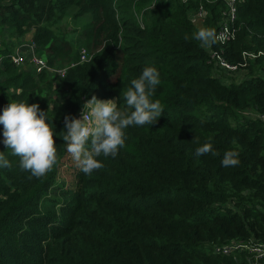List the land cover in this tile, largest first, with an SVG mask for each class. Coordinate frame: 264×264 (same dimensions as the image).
I'll list each match as a JSON object with an SVG mask.
<instances>
[{
	"label": "trees",
	"instance_id": "16d2710c",
	"mask_svg": "<svg viewBox=\"0 0 264 264\" xmlns=\"http://www.w3.org/2000/svg\"><path fill=\"white\" fill-rule=\"evenodd\" d=\"M200 4L195 26L189 15ZM224 9L221 0H0V114L11 102L39 104L57 149L53 169L33 177L3 145L0 125L12 165L0 168V264H248L246 252L213 247L264 244V123L247 115H264V56L238 82L231 76L241 72L208 62L221 49L231 64L242 52L264 53V0H238L235 39L201 46L193 33L217 32ZM68 19L83 23L73 30L81 40L68 38ZM24 43L65 77L14 65ZM81 49L90 56L83 63ZM145 67L160 73L150 99L161 117L124 129L118 154L96 157L102 168L59 182L65 115L77 118L93 95L131 111L123 93ZM58 89L61 101L51 95ZM205 143L216 155H195ZM230 150L240 162L223 167Z\"/></svg>",
	"mask_w": 264,
	"mask_h": 264
},
{
	"label": "clouds",
	"instance_id": "9594fccd",
	"mask_svg": "<svg viewBox=\"0 0 264 264\" xmlns=\"http://www.w3.org/2000/svg\"><path fill=\"white\" fill-rule=\"evenodd\" d=\"M193 38L201 46H212L217 42L214 29L201 27L193 33ZM188 39V36H185ZM160 73L155 67H145L140 76L131 80V87L123 96L127 109L118 107V99L100 100L95 95L82 106L81 118L70 115L64 117L63 141L67 152L77 167L86 175L103 167L96 159L101 154L115 157L125 145L124 129L129 126L154 125L164 109L159 100L152 101L157 85L160 84ZM0 125L3 126L2 143L11 155L19 157V167L41 178L50 172L57 163V149L54 132L47 122V112L39 104L11 102L0 114ZM90 142V148L87 145ZM216 155L210 143H205L195 150L197 157L208 153ZM238 153L226 151L221 165L237 166ZM9 160L0 151V168H11Z\"/></svg>",
	"mask_w": 264,
	"mask_h": 264
},
{
	"label": "built area",
	"instance_id": "2783aa9c",
	"mask_svg": "<svg viewBox=\"0 0 264 264\" xmlns=\"http://www.w3.org/2000/svg\"><path fill=\"white\" fill-rule=\"evenodd\" d=\"M207 3L214 2L216 0H204ZM224 4L225 9L222 12L223 20L219 25L216 32L217 42L221 46H225L230 41H233L236 36L237 29L235 28L236 11L238 0H221ZM198 17L200 20L205 15L203 4H200L198 11ZM259 56H264L263 52H242L241 61L238 64L229 63L223 56V50L220 52H210L209 62L215 67L229 73H236L243 71L249 62H253ZM12 63L16 66H21L26 63V60L30 67L34 70L36 75L41 74L43 71L51 72L57 78H64L67 69L66 68H50L47 65L46 60L39 56L36 51L34 44L24 43L19 45L10 55ZM90 59V56L85 50H82L79 57V62L83 63ZM249 117L258 118L264 123V115L247 113ZM77 118H81L79 115ZM234 252H246L249 256L248 263L257 264V261L264 258V244L249 240L248 242H236L232 241L229 244L217 245L213 247V253L219 255H230ZM252 259L254 261H252Z\"/></svg>",
	"mask_w": 264,
	"mask_h": 264
},
{
	"label": "rangeland",
	"instance_id": "374dc122",
	"mask_svg": "<svg viewBox=\"0 0 264 264\" xmlns=\"http://www.w3.org/2000/svg\"><path fill=\"white\" fill-rule=\"evenodd\" d=\"M189 17L194 22L193 24L195 26L200 25L201 20L198 17L197 10L192 11L190 13ZM78 22H80V21H78ZM66 24H68L67 27L70 26V29L68 30V34L70 36H68V38H71V39L74 38L75 40H81L79 37V32L73 31V30L78 29L80 26H82L83 23L81 25L79 23V24H76L73 26L71 19H68ZM82 50H84V49L80 50L79 57L81 55ZM27 64H28V62L26 60V66L27 67H24L23 69L30 70V67ZM245 73H247V72H241V75L237 74V76H231V77H234L233 80L238 82L239 80H241L245 76ZM230 79H232V78H230ZM51 95H52L53 100L61 101V99H62V96L59 94V89L56 90L53 94L51 93ZM78 170H80V169L77 167V165L73 161L71 155L67 152L65 158L63 159L62 166H61L60 171H59V175H58L59 182L64 181L66 186L71 185V182L74 178V175H73L74 171H78Z\"/></svg>",
	"mask_w": 264,
	"mask_h": 264
},
{
	"label": "crops",
	"instance_id": "0c3cea01",
	"mask_svg": "<svg viewBox=\"0 0 264 264\" xmlns=\"http://www.w3.org/2000/svg\"><path fill=\"white\" fill-rule=\"evenodd\" d=\"M31 37V35L29 37H27V39H29Z\"/></svg>",
	"mask_w": 264,
	"mask_h": 264
},
{
	"label": "water",
	"instance_id": "95a60500",
	"mask_svg": "<svg viewBox=\"0 0 264 264\" xmlns=\"http://www.w3.org/2000/svg\"><path fill=\"white\" fill-rule=\"evenodd\" d=\"M238 264V263H237ZM248 264H252L251 262H249Z\"/></svg>",
	"mask_w": 264,
	"mask_h": 264
}]
</instances>
